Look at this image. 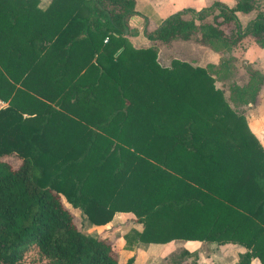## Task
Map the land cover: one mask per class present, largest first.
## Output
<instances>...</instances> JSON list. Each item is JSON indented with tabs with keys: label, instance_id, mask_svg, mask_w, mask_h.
Listing matches in <instances>:
<instances>
[{
	"label": "trees",
	"instance_id": "1",
	"mask_svg": "<svg viewBox=\"0 0 264 264\" xmlns=\"http://www.w3.org/2000/svg\"><path fill=\"white\" fill-rule=\"evenodd\" d=\"M133 3L0 0V96L11 102L0 107V264H132L133 254L118 261L108 236L114 211H132L141 223L124 234L126 249L138 241H226L241 248L233 264L251 257L264 264V149L243 181L229 171L240 166L229 155L237 143L210 145V128L197 142L194 118L181 123V108L199 105V92L202 105L228 106L202 68L160 67L155 50L123 37L127 17L138 13ZM252 10L240 26L236 12ZM145 35L164 44L192 39L218 50L223 62L242 35L264 46V3L182 8ZM247 71L246 83L232 85L242 103L254 101L264 81ZM111 136L145 143L156 162L112 150ZM11 152L20 158L16 167L3 158ZM61 196L103 233L83 232ZM197 262V251L181 246L161 264Z\"/></svg>",
	"mask_w": 264,
	"mask_h": 264
},
{
	"label": "rangeland",
	"instance_id": "2",
	"mask_svg": "<svg viewBox=\"0 0 264 264\" xmlns=\"http://www.w3.org/2000/svg\"><path fill=\"white\" fill-rule=\"evenodd\" d=\"M262 3H264V0H262ZM123 37H125L129 41V43L135 46L145 45V46H150L153 50H155V60L160 67H166V68L177 67L175 66L176 63L184 62L190 69L194 67L202 68L206 72V74L209 75L212 81L214 79L218 80V83L213 82V85L220 91L221 97L223 101L227 104L228 108L221 106L219 107L216 106V108H213L211 105H202L203 104L201 100L202 93L200 92L196 93L197 96H195L194 94L195 92H194L193 96H195L197 99L195 102L198 101L199 105L190 108L188 106L185 108L182 107L181 123H184V121L188 120L190 116H193L194 123H192V126H195L196 133L201 134L198 137L197 142H202V139L206 137L204 135L205 132H203V128L205 129L210 128L212 129V132L207 136L208 143H210V145L213 146L219 145L220 142L224 139H230L233 140L235 143H237L239 147L237 154L235 155V153L233 154L229 152V155L231 157H234V159L238 163H240V166L231 168L229 171L231 173L237 174L236 176L240 180L243 181H245L246 179L248 180V176H247L248 173H246L248 169L246 165H248V162L252 163L258 159L257 149L258 150H261L262 148L264 149V114H262V112L261 114L259 113L260 112L259 110L263 111L264 113V81L260 80L261 82L259 85L258 94L256 96L257 97L256 103L250 102L249 104L248 102H246L245 104L237 106L234 100L235 98H233V96L237 95V92L233 91V87L232 88L230 87L229 81L236 80L238 83H241L247 79L245 66H244L246 65V63L239 61L237 59L235 61L237 65H234L233 63L227 65H221V68L219 69L220 76L218 77L217 72H214L215 75L213 77V74L211 72L212 66H210L211 64L208 63L209 61H206L211 59L209 57L210 55L209 54L207 55V51H209L210 48L192 39L189 40L176 39L168 44H164L157 41H150L147 44L140 45L130 41L126 33L123 35ZM218 58H220V53H218ZM3 75L6 76V74ZM196 76L195 78H197ZM233 83L235 84L234 81ZM191 84H193L191 86L194 87L193 80L191 81ZM15 85H20V83L15 82ZM261 86L262 88H260ZM5 93H7L6 90L3 91L1 95L2 94L4 95ZM37 95L38 94H35V97L38 99L39 96L37 97ZM0 98L6 101V103L3 106L11 103L9 101V98L7 97L2 98L0 96ZM141 104L143 106H147L146 102ZM163 104L160 105L159 103L157 107H162ZM30 107L32 108V106ZM226 109L231 110V113L227 112ZM139 110L143 111L141 109ZM20 112H22L23 115H26V113L29 115L32 114L30 112H25L22 109H20ZM72 124L73 122H69L67 127L68 128L72 127ZM86 127L92 128L90 125H87ZM96 129L99 133L103 134L104 136H107L110 139V135L107 131L100 130L98 128ZM211 139H213L214 142H212ZM111 142L112 143L110 144V147L112 146L111 147L112 150H117L118 146H120L123 149L121 150L122 153L123 151L131 152L134 155L140 156L152 162H156L155 159H153L149 154L143 152V150H145L146 148L145 143L138 142L136 138H133L129 141L124 140L123 141L124 143L118 144V141L111 136ZM245 156H248L247 157L248 159H246ZM3 158L7 159L11 164V166L13 167H16L20 162V158L13 152L6 153L3 156ZM167 169L170 170L168 167ZM223 185H224L223 183H219V186L222 188L225 187ZM243 187L246 186L244 185ZM61 199L65 207L73 215L74 217L73 221L77 222L79 228L83 232L93 236H98L101 235V233H103L102 232L103 227L92 224L79 207L72 206L62 196ZM108 225H112L116 227L113 231H110L108 236L114 239L113 245L114 248L117 249L118 261H124L126 257L133 254L134 261L132 264H161L163 257L167 255V254L164 255L163 251L160 252L157 249L150 253H139L140 251L139 248L147 249L148 242H143V241H138L134 243V246L131 249H125L126 237L124 236V234L130 233L131 229L134 227L138 229L141 227V223L138 222L137 215L134 212L128 211V213H125L124 215H120L118 218H115L112 222L109 221ZM245 236L246 235L243 236L240 235L239 237H241L242 239L245 238ZM178 242L179 241H176V244L174 246L171 245V249L176 250L179 247H181V244ZM214 244L216 243L202 241L200 244L197 245V247H199L203 251V253H205L206 250L208 249L212 250L211 248L212 245ZM187 247L193 249L196 248V245L193 243V244H189ZM149 248L151 247L149 246ZM229 251L230 252L227 251L226 253L230 257L221 258L219 256H214V258H212L214 264H226V262L233 263L235 260L234 259L235 255L231 250ZM204 257H206V255L200 256L197 264H211L210 263L211 261H209V259H206ZM251 264H255V263H251Z\"/></svg>",
	"mask_w": 264,
	"mask_h": 264
},
{
	"label": "crops",
	"instance_id": "3",
	"mask_svg": "<svg viewBox=\"0 0 264 264\" xmlns=\"http://www.w3.org/2000/svg\"><path fill=\"white\" fill-rule=\"evenodd\" d=\"M49 0H37L38 6L45 5ZM213 1H221L227 5H232L235 0H134L133 8L138 11V13L130 14L127 17V30L126 34L130 41L136 44H147L148 42L152 41L145 35V31H151L155 26L157 25L158 20L176 10L182 9V8H192V9H198L200 7H205L209 5ZM238 24L241 26L243 25L249 18L253 16V10L248 12H236ZM234 28L233 22H228L226 25V29H224L227 33ZM219 51L216 49H209L207 51V55L209 54L210 58L208 63L212 66V74L213 77L215 75L214 72H217V76H220L219 69L221 68V65H227L233 63L234 65H237L235 61L238 59L239 61H242L246 63L245 71H246V77L247 79L244 82L238 83L236 80L229 81L230 87L232 88V85L235 82L236 86H242L246 81L248 80V72L247 69H254L256 72L260 73V75L263 76L264 79V46L257 45L251 36L249 35H242L239 41L230 48L229 52H227V56L229 55V58L221 62L220 58H218ZM202 55V54H201ZM225 56V57H227ZM204 61V60H203ZM199 63V61H198ZM208 65V64H206ZM205 65V66H206ZM237 67V66H236ZM216 70V71H215ZM233 76V75H231ZM261 80V78H259ZM259 80V82H260ZM213 82L218 83L217 79H214ZM228 83V85H229ZM262 88V86L260 87ZM263 90V89H262ZM258 94V93H257ZM257 96V95H256ZM255 96V100L252 101L256 103L257 97ZM235 98V103L237 106H240L242 102H239L238 98L236 96H233ZM250 104V102H248ZM260 114L263 111L259 110ZM125 213H128V211H114L112 214V217L110 219V222H112L115 218H118L120 215H124ZM114 217V218H113ZM176 241H179L178 243L181 244V246L187 247L189 244H195L196 248H193L197 251L198 254V260L200 256L206 255V259H209L211 261V264H214V261L212 258L214 256H219L221 258L230 257L227 255V251L230 252L231 250L233 252L234 256V262L237 258V252L241 250L239 248L238 244L232 243V242H220L212 245V250L208 249L205 253L197 247L198 244H200L202 241L200 240H194V239H170L165 242H148L147 243V249L139 248V253H150L154 250H158L160 252L163 251V254L166 255L168 253H171L173 249H171V245H175ZM205 242V241H203ZM214 242V241H211ZM153 244V245H150ZM149 246L151 248H149ZM237 246V247H236ZM149 248V249H148ZM126 249V248H125ZM189 250H192V248H188ZM170 251V252H169ZM134 261V260H133ZM233 262V263H234ZM233 263H227L226 264H233ZM255 263L260 264L259 261L251 257L248 264Z\"/></svg>",
	"mask_w": 264,
	"mask_h": 264
},
{
	"label": "built area",
	"instance_id": "4",
	"mask_svg": "<svg viewBox=\"0 0 264 264\" xmlns=\"http://www.w3.org/2000/svg\"><path fill=\"white\" fill-rule=\"evenodd\" d=\"M104 40H105V39H104ZM5 103H6V101H5V100H2V99L0 98V107L3 106Z\"/></svg>",
	"mask_w": 264,
	"mask_h": 264
},
{
	"label": "water",
	"instance_id": "5",
	"mask_svg": "<svg viewBox=\"0 0 264 264\" xmlns=\"http://www.w3.org/2000/svg\"><path fill=\"white\" fill-rule=\"evenodd\" d=\"M120 48H118L115 52L114 55H116L119 52ZM224 56H227V52L224 53Z\"/></svg>",
	"mask_w": 264,
	"mask_h": 264
}]
</instances>
